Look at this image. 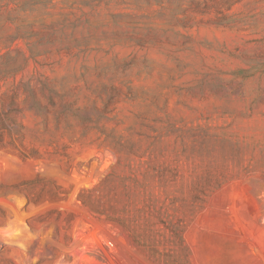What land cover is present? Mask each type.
Listing matches in <instances>:
<instances>
[{"label":"rangeland","instance_id":"1","mask_svg":"<svg viewBox=\"0 0 264 264\" xmlns=\"http://www.w3.org/2000/svg\"><path fill=\"white\" fill-rule=\"evenodd\" d=\"M0 264H264V0H0Z\"/></svg>","mask_w":264,"mask_h":264}]
</instances>
